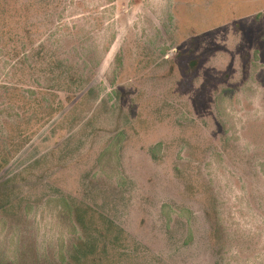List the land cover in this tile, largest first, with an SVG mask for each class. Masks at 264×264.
I'll return each mask as SVG.
<instances>
[{
    "label": "rangeland",
    "instance_id": "rangeland-1",
    "mask_svg": "<svg viewBox=\"0 0 264 264\" xmlns=\"http://www.w3.org/2000/svg\"><path fill=\"white\" fill-rule=\"evenodd\" d=\"M49 57L90 80L43 124ZM0 164L7 256L65 196L104 264H264V0H0Z\"/></svg>",
    "mask_w": 264,
    "mask_h": 264
},
{
    "label": "trees",
    "instance_id": "trees-1",
    "mask_svg": "<svg viewBox=\"0 0 264 264\" xmlns=\"http://www.w3.org/2000/svg\"><path fill=\"white\" fill-rule=\"evenodd\" d=\"M40 53L34 52L33 55L40 56ZM47 67V71L43 70L47 72L44 76L46 83L43 84V124L61 111L64 101L70 102L76 97L79 89L85 86L82 81L90 80L87 77L83 80L82 74L74 66L62 61L56 62L55 59L51 61L50 57ZM53 82L59 83L57 88ZM56 202L59 206V219L67 223L72 231L66 242L61 243L55 252L47 251L42 255L31 246L20 244L19 250L11 257L0 252V264H104L99 255L107 253L109 245H115L123 238L121 230L109 220L102 221L100 228L90 208L65 196L57 197Z\"/></svg>",
    "mask_w": 264,
    "mask_h": 264
}]
</instances>
